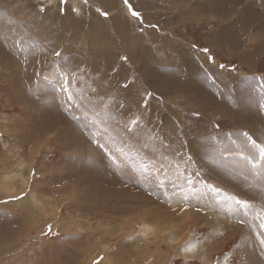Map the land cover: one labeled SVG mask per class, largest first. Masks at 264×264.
Segmentation results:
<instances>
[{"label": "rangeland", "instance_id": "374dc122", "mask_svg": "<svg viewBox=\"0 0 264 264\" xmlns=\"http://www.w3.org/2000/svg\"><path fill=\"white\" fill-rule=\"evenodd\" d=\"M251 1L264 2L0 0V264H264V159L256 152L219 150L197 135L203 123L213 137L236 142L239 137L230 134L240 127L236 121H202L186 113L176 126L194 135L182 145L175 136L168 145L170 121L162 125L158 114L169 97L155 95L143 79L134 95L142 110L136 106L129 116L106 97L115 76H121L118 87L136 81L133 71L126 78V70H54L65 65L54 47L88 37L96 47L117 35L110 22L123 26L121 16L129 34L142 39V56L160 46V35L176 33L197 44L208 62L236 70V58L221 62L204 42L217 25V10L202 23L192 18L205 4ZM259 59L254 71L243 69L246 74L264 78V53ZM244 157L252 159L239 163L249 178L232 179L229 162ZM19 163L26 164V182L12 179V191L5 190L2 176ZM213 164L230 173L214 175ZM145 224L152 230L139 240Z\"/></svg>", "mask_w": 264, "mask_h": 264}, {"label": "crops", "instance_id": "0c3cea01", "mask_svg": "<svg viewBox=\"0 0 264 264\" xmlns=\"http://www.w3.org/2000/svg\"><path fill=\"white\" fill-rule=\"evenodd\" d=\"M203 8L205 10L198 9L197 18L193 16L192 20L202 23L201 20L213 19V12L217 10V25L207 33L204 42L212 51L219 53L221 62L227 61L229 64L231 58H236V70L228 72L220 65L208 62L204 51L194 46L197 44L184 41L176 33L160 35L157 40L160 46L149 48L148 52L152 54L142 56V39L137 38L134 33L129 34V23L122 16L119 19L123 21V26L117 23L115 27L114 23L110 22L116 30L117 35L112 36L113 39L117 36L116 40L108 36L99 40L95 47L92 44L94 41L91 43L88 37L80 43L71 41L68 46L60 44L54 47L55 52L59 53V60L65 64L57 66L54 70L65 73L86 71L102 74H120L126 70V78L133 71L136 81L130 79L128 85L120 83L119 88L117 85L121 76L118 75L119 80L118 76H115L111 85L112 92H105L106 97L111 100L113 108H124L128 116L137 107L142 110V101L134 98V95L139 96L143 79L151 89H155V95L169 97L165 109L160 106L161 111L158 114L162 116L159 119L162 125L170 121L167 125V128L171 129L167 138L168 145L173 142L175 136L182 137V145L186 143L188 135H194L192 130L185 133L176 126L177 123L185 122L186 113H193L202 121L216 117L236 121L240 126H237L236 132L230 133L239 137L235 142L233 136L213 137L208 133L211 129L200 123L197 135L217 145V149H221L222 143L228 140V146L233 149L226 151L235 152L239 149L245 153H249L247 150L260 153V148L264 147V78L259 73L246 74L243 69L254 71L258 68L259 57L264 53V2L205 4ZM123 30L128 34L121 33ZM67 49L71 52L65 51ZM82 49L87 53H83L81 57L75 55L74 52L82 53ZM80 67L82 69H79ZM174 82H179L178 87L172 85ZM92 91L96 94L99 89L93 88ZM173 93L179 96L171 95ZM244 137L245 146L242 145ZM164 143L166 144L165 140Z\"/></svg>", "mask_w": 264, "mask_h": 264}, {"label": "bare ground", "instance_id": "6f19581e", "mask_svg": "<svg viewBox=\"0 0 264 264\" xmlns=\"http://www.w3.org/2000/svg\"><path fill=\"white\" fill-rule=\"evenodd\" d=\"M29 50V49H28ZM41 53V52H40ZM253 92V91H252ZM246 93V92H245ZM244 94V93H243ZM239 101V100H238ZM224 103V102H223ZM243 145V144H242ZM205 147H207V146H205ZM204 147V148H205ZM222 147L224 148V147H226L225 148V150L226 149H230L231 147H229L228 146V144H226V143H224V144H222ZM220 150V149H219ZM249 153H253V155H255L254 153L255 152H251V151H249V150H247ZM248 154V153H247ZM206 157V156H205ZM216 157V156H215ZM253 157V156H252ZM207 158H201V159H199L200 161H201V163H204V162H207V161H203V160H206ZM210 159V158H209ZM252 160L251 159V157H248V158H241V159H237V161H230L229 162V164H230V166H231V168L233 167L234 169H235V172L233 173V172H231L230 173V168H228V169H230L229 171H228V169L226 170V168H222V169H225L226 171H228L230 174V176H231V178L232 179H237V178H241V179H243V178H246V179H248L249 178V175L247 174L248 172H246V170H244L245 168H242V167H240L239 166V163H241V162H243V161H246V160ZM215 160V159H214ZM262 160V159H261ZM219 161H221V159L219 160ZM263 161V160H262ZM211 162V161H210ZM220 163V162H219ZM211 165H212V163H210ZM251 164V163H250ZM204 166H205V164H204ZM213 166L215 167V164H213ZM229 165H228V167H230ZM260 166V165H259ZM208 167V166H207ZM219 168V167H218ZM218 168L216 169V167H215V169L216 170H218ZM247 168V167H246ZM249 168V167H248ZM251 168V167H250ZM249 168V169H250ZM26 169V164L24 165L23 163H19L18 164V168H15V170L14 171H11L10 173H6V174H4L3 176H2V186H3V188L5 189V190H8V191H12V189H10L11 188V186H10V180H12V179H18L20 182H21V184L23 185L25 182H26V176H25V173H24V170ZM206 169V168H205ZM209 170H212L213 171V167L211 168H208ZM215 169H214V171L212 172V173H214V175L215 174H218V172H219V170H220V172H222L221 171V168L218 170V171H215ZM225 170L223 171V172H225ZM233 170V169H232ZM251 170V169H250ZM211 172V171H210ZM222 172V173H223ZM251 174V173H250ZM222 175V174H221ZM252 176V175H251ZM218 177H219V175H218ZM223 177V176H222ZM230 178V179H231ZM222 179V178H221ZM231 179V180H232ZM245 179V180H246ZM252 179V178H251ZM230 180V181H231ZM240 180V179H239ZM12 182V181H11ZM232 182H234L233 184H235V181H231V183ZM238 183V182H237ZM232 184V185H233ZM242 184V183H241ZM240 184V185H241ZM13 187H14V185H13ZM14 190V189H13ZM259 192V191H258ZM27 196V195H26ZM32 197V198H31ZM30 202L31 203H33V204H35L36 206H41V203H40V201L38 200V199H36L35 197H34V195H30ZM263 198V197H262ZM151 227H150V225L149 224H145L143 227H142V230H141V232H140V235H139V240H142V239H144V238H147L148 236H149V234H150V232H151ZM171 242H173L172 240H170Z\"/></svg>", "mask_w": 264, "mask_h": 264}, {"label": "snow or ice", "instance_id": "6c2138e0", "mask_svg": "<svg viewBox=\"0 0 264 264\" xmlns=\"http://www.w3.org/2000/svg\"><path fill=\"white\" fill-rule=\"evenodd\" d=\"M128 2V0H125V3H127ZM104 15H107V13H104ZM132 15L133 16H138L139 15V13H136V12H132ZM205 51H207V50H205ZM57 55H59V53H57ZM221 67H223V65H221ZM260 157L262 158V159H264V147H261L260 148ZM191 182H189V184H190ZM187 199H188V197H187V195H185L184 196V200L185 201H187ZM261 227H264V225H261Z\"/></svg>", "mask_w": 264, "mask_h": 264}]
</instances>
